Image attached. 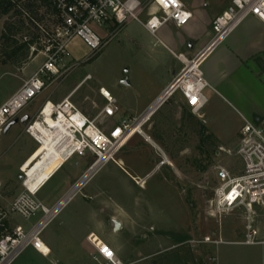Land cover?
Here are the masks:
<instances>
[{
    "label": "rangeland",
    "instance_id": "1",
    "mask_svg": "<svg viewBox=\"0 0 264 264\" xmlns=\"http://www.w3.org/2000/svg\"><path fill=\"white\" fill-rule=\"evenodd\" d=\"M193 1L197 11L187 27L177 30L168 24L158 35L176 55L182 50L170 41L185 37L194 43L195 51L200 50L210 40L212 18L231 0H183L190 11ZM48 13L41 6L38 21L45 22ZM252 19L244 21L208 57V63L221 59L218 64L222 78L219 87L213 86L219 94L211 89L204 92L208 103L199 116L193 115L180 94L175 93L142 128L170 163L157 169L161 157L140 135H135L43 231L41 238L50 248V255L30 249L13 264H99L93 260L94 241L110 246L121 264H264V213L254 222L259 232L257 240L263 244L246 246L244 213L218 215L213 209L215 169L220 165L232 168L235 161L228 154L219 155V149L235 150L243 126L240 112L254 121L258 106L264 108V51L240 68L232 69V63L224 61L226 52L247 49L259 37ZM10 24L15 28L3 41L1 36ZM30 25L26 15L19 17L15 12L0 16V106L43 61L41 56L32 60L27 48H22L25 36L37 34ZM111 27L110 32L116 31L117 36L99 53H91L79 39L73 40L60 77L49 81L18 118L22 114L36 115L46 99L56 104L71 97L70 101L86 116L97 119L105 106L99 95L104 88L116 100L117 114L112 122L130 121L173 77V71L182 69L174 54L137 22L119 30L116 25ZM201 70H205L204 65ZM107 121L101 117L97 122L104 127ZM27 138H16L0 161V171L4 172L0 224L9 232L17 227L29 230L41 217L37 214L27 220L12 210L23 186L18 181V170L10 173L6 163L11 153L25 146ZM85 164L79 158L66 164L40 198L44 202L59 198L70 176L83 174L90 162ZM205 238L218 244H204Z\"/></svg>",
    "mask_w": 264,
    "mask_h": 264
},
{
    "label": "built area",
    "instance_id": "2",
    "mask_svg": "<svg viewBox=\"0 0 264 264\" xmlns=\"http://www.w3.org/2000/svg\"><path fill=\"white\" fill-rule=\"evenodd\" d=\"M37 1L49 13L43 22V19L38 21L22 11L23 15L29 17L30 26L37 30L33 37L28 34L24 38L32 60L41 56L43 61L35 74L25 80L21 88L0 107V134L42 94L49 81L54 82L60 77L61 67L70 58L69 46L73 40L79 39L91 53H99L117 36L116 31L110 32V26L116 25V30H119L135 21L157 40L159 31L168 24L183 28L193 19L192 13L180 0H174V3L165 0V4H161L159 0H148L146 3L138 0ZM249 18H256L264 24V0H231L228 7L212 21L211 37L205 46L192 59L183 55L175 56L183 65L180 73L155 103L130 121L112 122L117 114L114 107L116 100L104 88L99 90V94L105 106L97 119L86 116L70 101L71 97L56 104L46 102L25 125V133L37 144L38 149L49 146L52 150L50 155L46 153L48 158L41 155L38 159L48 167L56 165L52 175L76 156L89 155L92 160L87 170L52 208L45 207L36 199L47 180L32 189L30 184L33 179L23 170V193L14 201L12 210L27 220L37 214H41V217L29 230L22 227H17L13 232L3 230L0 238V264H13L28 249L49 256L51 250L41 238L43 231L99 170L114 161L135 135H140L161 157L157 169L168 165L169 159L161 147L142 128L175 93L180 94L193 115H200L208 103L204 92L210 89L200 69L202 63ZM102 30L107 32L105 37L101 34ZM168 89L171 91L167 92ZM101 117L108 119L104 127L97 122ZM242 120L243 126L233 153L225 148H220L218 152L219 155L228 154L235 161L232 168L220 165L215 169L213 209L218 215L236 211L244 213V245L254 246L263 244L257 240L259 232L254 222L264 213V116L254 121L245 118ZM58 159H62L60 165H57ZM37 164L36 162L34 167ZM41 170L44 169H40L37 174ZM1 187L0 183V189ZM229 196L232 198L229 199ZM203 243L218 244L210 238H205ZM93 247L96 251L93 256L95 262L121 264L107 244L94 241ZM105 249L111 253L110 256L105 254Z\"/></svg>",
    "mask_w": 264,
    "mask_h": 264
},
{
    "label": "crops",
    "instance_id": "3",
    "mask_svg": "<svg viewBox=\"0 0 264 264\" xmlns=\"http://www.w3.org/2000/svg\"><path fill=\"white\" fill-rule=\"evenodd\" d=\"M140 1L141 3H146V1L148 0H138ZM184 5L185 7H187V5L185 4V2H183V0H180ZM231 2V1H230ZM227 3L225 5V7L222 8V10L220 12H218L212 19L214 20L218 15H220L227 7L228 5L230 4ZM196 3L193 1L192 4H191V7L193 9V11H190L193 15V19L190 21L192 22L194 19H195V11H197V8H196ZM188 8V7H187ZM212 19L210 20L209 24L211 23ZM174 28H176L177 30H182L183 28L187 27L188 25H186L185 27L183 28H177L174 24H171ZM251 25H253L260 33L259 37L256 38V40L252 41V43L249 44V46L247 47V49H242V50H239L238 52H226V59L224 60L225 62H231L232 63V69L233 68H240L242 66V63H246L247 61H250V60H256L258 58V56L260 57V55L256 56V54L260 53L262 50L264 51V24L262 22H260L259 20H257L256 18H253L252 21H251ZM168 26V25H167ZM165 26V27H167ZM164 27V28H165ZM210 27V26H209ZM143 28V27H142ZM164 28H162L161 30H163ZM110 29H112V27L110 26ZM160 30V31H161ZM159 31V32H160ZM107 32H104L102 34V36L105 37ZM159 35V33H158ZM167 37V36H166ZM209 37H210V34H209ZM168 38V37H167ZM188 39V38H187ZM157 42H159L160 44H162L167 50H169L172 54H174V56H177V55H183L184 57H186L187 59H192L200 50L198 51H195V45L192 41H189L188 40H185V37L181 38L179 41H170V44L175 47L176 49H181L182 51L180 53H178L177 55L175 54L174 51L171 50V48L169 46H167L163 40H161L159 37L157 39ZM206 44V43H205ZM262 58V56H261ZM176 59V57H175ZM177 60V59H176ZM209 59H205V61L202 63L201 67L204 65L205 66V70H201L202 74H203V77H205L206 81L208 82L209 86H210V89L219 94L218 90L214 89L213 86H217L219 87L220 85V82H221V78H222V75L220 74V61L221 59H215L213 62H210L208 63ZM178 61V60H177ZM219 63V64H218ZM182 64V63H181ZM41 65V64H40ZM39 65V66H40ZM200 67V69H201ZM39 68V67H38ZM182 68H183V65H182ZM182 70V69H181ZM180 70V71H181ZM37 71V70H36ZM35 71V72H36ZM179 72H176V71H173V77L171 79H167V81L165 82V84L162 86V88L156 92L155 94H153V96L149 99V102L146 103L143 108L139 111V113L132 117L133 119L138 117L139 115H141L148 107H150L153 103H155V101L157 99H159V97L165 92V90L169 87V85L173 82V80L175 79V77L180 73ZM35 72L31 75L33 76L35 74ZM30 76V77H31ZM30 77L26 78L29 79ZM79 87V86H78ZM78 87L73 90L72 92V95L75 94L76 90L78 89ZM21 88V86H19V88L14 91L2 104L1 106L8 100L10 99L19 89ZM100 95V94H99ZM101 97V96H100ZM50 102L51 100H48L46 99L41 107L45 104V102ZM55 101H58V100H55ZM0 106V107H1ZM40 107V109H41ZM39 109V110H40ZM117 110V109H116ZM252 111V110H251ZM256 112H258L256 114V117H263L264 116V108L261 107V106H258V109L255 110ZM39 112V111H38ZM253 112V111H252ZM255 113V112H254ZM38 114V113H37ZM36 114V115H37ZM36 115L34 116H29V115H26V114H22L21 118L25 117V116H29L31 119L34 118ZM240 116H241V119L245 118L246 117L241 114L240 112ZM243 121V120H242ZM19 126V127H18ZM23 135H27L25 133V126H22V125H16L14 127H12L10 129V131L7 133V134H0V161L2 159V157L9 151L10 149V144L13 143V142H16V138L18 139H21ZM28 136V135H27ZM29 137V136H28ZM30 138V137H29ZM17 139V140H18ZM32 140L31 138L28 139L27 138V141H23L24 142V147H22L21 149H19L18 151H15L13 153H11L9 155V162L6 163V165H9V172L10 173H14L13 171H16V169L18 170V181L20 182V185L22 184V179H23V168L26 166V165H32V163L35 161V159L37 158L39 152H40V149H37V150H34V145L31 143ZM33 141V140H32ZM34 142V141H33ZM35 143V142H34ZM36 144V143H35ZM10 145V146H9ZM37 145V144H36ZM38 147V146H37ZM37 151V152H36ZM76 158H79L81 159L82 161H85L86 164H89V162L91 163V156H86V157H82V156H76L74 157V159ZM73 160V159H72ZM71 160V161H72ZM70 161V162H71ZM36 163V161L34 162V164ZM68 164V163H67ZM85 164V165H86ZM34 166V165H32ZM30 166V167H32ZM66 165H64L61 169H59L55 174H53L51 177H49L47 179V182L40 188L39 192L37 193L36 195V199L42 203V205H44L45 207L47 208H52L54 207L65 195L66 193L68 192V190L72 187V185L80 178V176L82 174H80L79 176H77L76 174H74L73 176H70V179H69V183L66 187H64L63 189H61V193L59 194V198H57L55 201H46L45 202L40 198L41 194L43 193V190L51 183V181L60 173L63 171L64 167ZM5 171V170H4ZM7 171V170H6ZM3 170L0 171V183L2 185V182H3ZM76 176V177H75ZM19 185V184H18ZM2 188V187H1ZM1 190V189H0ZM48 200V199H47ZM44 241V240H43ZM44 243L46 244V242L44 241ZM47 245V244H46ZM50 249V248H49ZM30 250V249H28ZM32 250V249H31ZM34 251V250H33ZM36 252V251H34ZM25 253V252H24ZM96 253V252H95Z\"/></svg>",
    "mask_w": 264,
    "mask_h": 264
},
{
    "label": "trees",
    "instance_id": "4",
    "mask_svg": "<svg viewBox=\"0 0 264 264\" xmlns=\"http://www.w3.org/2000/svg\"><path fill=\"white\" fill-rule=\"evenodd\" d=\"M41 3H39L37 0H0V16H6L9 15L10 13H15L17 16L22 17V11L31 13V15L34 16L37 20L38 17V10L41 7ZM42 21V19L40 20ZM23 25V22H20ZM15 26L14 25H6L5 31L1 36V40L7 41L9 39V32L11 30H14ZM23 49H26V51H29V47L27 44H24ZM18 51H14L13 56L16 55ZM97 55V54H96ZM94 55V56H96ZM3 227H0V238L3 235Z\"/></svg>",
    "mask_w": 264,
    "mask_h": 264
},
{
    "label": "bare ground",
    "instance_id": "5",
    "mask_svg": "<svg viewBox=\"0 0 264 264\" xmlns=\"http://www.w3.org/2000/svg\"><path fill=\"white\" fill-rule=\"evenodd\" d=\"M171 90H167V92H169ZM168 94V93H167ZM52 150L51 148H49V146H45L43 148L40 149V153L38 154L37 158L35 159V161L38 163L36 165V167L34 169H32L30 166L34 165V162L32 163V165H26L23 170L25 172H28L29 173V176L32 180L31 182V188L32 189H36L40 183L43 181V180H47L50 175H52L53 173V169L56 167V165H50L49 167L44 163V161L38 159V157H40L41 155H46V153H48L49 155L51 154ZM48 158V156L46 155L45 156V159ZM62 159H58V164L57 165H60L62 162H61ZM33 167V166H32ZM40 169H44V170H41L39 174H37V172L40 170Z\"/></svg>",
    "mask_w": 264,
    "mask_h": 264
},
{
    "label": "water",
    "instance_id": "6",
    "mask_svg": "<svg viewBox=\"0 0 264 264\" xmlns=\"http://www.w3.org/2000/svg\"><path fill=\"white\" fill-rule=\"evenodd\" d=\"M31 120V118L29 116H25L23 118H17L14 121H12L3 131L4 134H7L10 129L16 125H22L25 126L29 121Z\"/></svg>",
    "mask_w": 264,
    "mask_h": 264
},
{
    "label": "snow or ice",
    "instance_id": "7",
    "mask_svg": "<svg viewBox=\"0 0 264 264\" xmlns=\"http://www.w3.org/2000/svg\"><path fill=\"white\" fill-rule=\"evenodd\" d=\"M159 2H160L161 4H165V0H159ZM169 2L174 3V0H169ZM105 94L107 95V93H105ZM228 198L231 199L232 197L229 196ZM45 251H46V249H45ZM104 251H105V254H106V255H109V256L111 255V253L108 252L107 249H105Z\"/></svg>",
    "mask_w": 264,
    "mask_h": 264
}]
</instances>
